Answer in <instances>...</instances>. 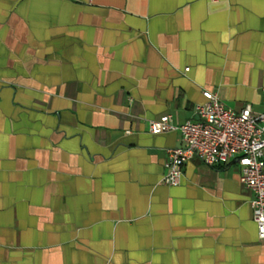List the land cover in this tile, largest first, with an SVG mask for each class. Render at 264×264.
<instances>
[{
	"label": "crops",
	"instance_id": "obj_1",
	"mask_svg": "<svg viewBox=\"0 0 264 264\" xmlns=\"http://www.w3.org/2000/svg\"><path fill=\"white\" fill-rule=\"evenodd\" d=\"M204 90L261 111L264 0H0V264H264L235 158L162 181Z\"/></svg>",
	"mask_w": 264,
	"mask_h": 264
},
{
	"label": "built area",
	"instance_id": "obj_2",
	"mask_svg": "<svg viewBox=\"0 0 264 264\" xmlns=\"http://www.w3.org/2000/svg\"><path fill=\"white\" fill-rule=\"evenodd\" d=\"M187 68H185L186 70ZM204 101L195 105L198 119L173 124L169 114L149 121L151 134L180 132V144L167 150L163 183L177 185L182 167L193 157L209 166L226 165L235 158L241 184L251 192L249 200L259 239L264 238V94L262 109L253 112L249 104L232 109L216 93L202 91Z\"/></svg>",
	"mask_w": 264,
	"mask_h": 264
}]
</instances>
